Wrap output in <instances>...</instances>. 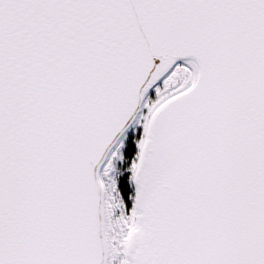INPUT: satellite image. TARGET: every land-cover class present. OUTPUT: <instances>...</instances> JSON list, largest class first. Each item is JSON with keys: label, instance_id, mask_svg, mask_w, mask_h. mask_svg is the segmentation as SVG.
<instances>
[{"label": "snow or ice", "instance_id": "6c2138e0", "mask_svg": "<svg viewBox=\"0 0 264 264\" xmlns=\"http://www.w3.org/2000/svg\"><path fill=\"white\" fill-rule=\"evenodd\" d=\"M0 264H264V0H0Z\"/></svg>", "mask_w": 264, "mask_h": 264}]
</instances>
